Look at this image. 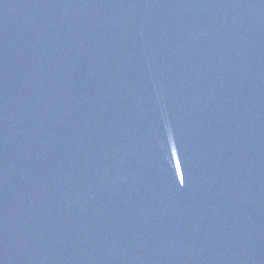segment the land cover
<instances>
[{
    "label": "water",
    "instance_id": "95a60500",
    "mask_svg": "<svg viewBox=\"0 0 264 264\" xmlns=\"http://www.w3.org/2000/svg\"><path fill=\"white\" fill-rule=\"evenodd\" d=\"M0 264H264V0H0Z\"/></svg>",
    "mask_w": 264,
    "mask_h": 264
}]
</instances>
